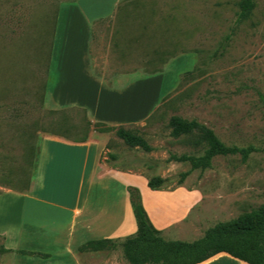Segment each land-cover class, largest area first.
<instances>
[{"label":"rangeland","instance_id":"1","mask_svg":"<svg viewBox=\"0 0 264 264\" xmlns=\"http://www.w3.org/2000/svg\"><path fill=\"white\" fill-rule=\"evenodd\" d=\"M71 1L0 0V139L13 142L0 146L13 152L6 156L11 160L0 161L2 181L6 170L16 183L27 180L38 132L82 140L91 130L84 111L44 106L57 9ZM240 1L125 0L121 8L139 14L130 23L134 30L124 21L104 20L91 41L93 70L108 82L118 73L164 75L156 110L143 125L128 128L153 150L131 148L112 133L107 147L113 153L105 155L107 162L138 168L150 177L164 176V188L203 189L202 230L264 203V0H253L249 15L238 20ZM154 13L158 19L151 18ZM163 13L164 43H151L153 35L143 33L142 27L160 23ZM171 116L196 120L225 145L254 151L245 160L240 155L216 156L206 169L169 162L171 154L204 153V146H193L194 137L170 136ZM106 264L128 263L118 248Z\"/></svg>","mask_w":264,"mask_h":264},{"label":"crops","instance_id":"2","mask_svg":"<svg viewBox=\"0 0 264 264\" xmlns=\"http://www.w3.org/2000/svg\"><path fill=\"white\" fill-rule=\"evenodd\" d=\"M124 1L74 0L57 9L44 106L53 111H84L91 130L84 141L38 132L27 180L16 183L15 176L4 171L5 180L0 179V264H106L116 249L80 252L79 247L135 234L129 187L138 189L151 223L165 240L191 242L208 229L201 227L203 189L184 185L149 188L150 176L140 169L107 162L105 155L113 153L107 146L115 133L94 128L96 123L126 129L141 126L158 107L162 94V73H118L108 82L93 70L90 48L96 25L113 19L130 28L139 18L136 11L121 8ZM154 14L151 18L158 19ZM159 18L158 24L150 21L141 26L143 33L153 35L148 38L151 43H164L167 14ZM12 143L0 139V146ZM12 153L0 148V161L11 160L6 156ZM199 264L246 263L218 253Z\"/></svg>","mask_w":264,"mask_h":264},{"label":"trees","instance_id":"3","mask_svg":"<svg viewBox=\"0 0 264 264\" xmlns=\"http://www.w3.org/2000/svg\"><path fill=\"white\" fill-rule=\"evenodd\" d=\"M253 4V0L239 2L238 20L249 15ZM95 126L98 132L114 131L131 148H140L144 152L153 150L146 139L135 131L122 126L108 127L102 123H96ZM168 126L170 136L174 139L194 137L191 141L193 146H204V153L200 157L171 154L167 159L169 162H190L194 169H206L216 156L240 155L245 160L254 151L252 147L225 145L212 129L196 120L171 116ZM109 157L114 158L112 155ZM164 183L165 179L159 176L148 178V187L154 190L164 188ZM128 192L137 225L135 234L116 241H89L79 247L80 252L113 251L119 247L128 264H199L218 253H226L246 264H264V203L234 219L218 222L206 229L201 238L186 242L165 240L162 232L151 223L138 189L129 187ZM19 253L24 254L22 251Z\"/></svg>","mask_w":264,"mask_h":264}]
</instances>
